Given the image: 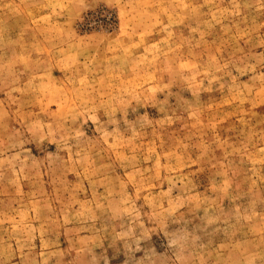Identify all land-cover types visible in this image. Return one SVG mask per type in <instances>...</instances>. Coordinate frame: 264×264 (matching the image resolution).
I'll list each match as a JSON object with an SVG mask.
<instances>
[{"label": "rangeland", "instance_id": "374dc122", "mask_svg": "<svg viewBox=\"0 0 264 264\" xmlns=\"http://www.w3.org/2000/svg\"><path fill=\"white\" fill-rule=\"evenodd\" d=\"M0 264H264V0H0Z\"/></svg>", "mask_w": 264, "mask_h": 264}]
</instances>
